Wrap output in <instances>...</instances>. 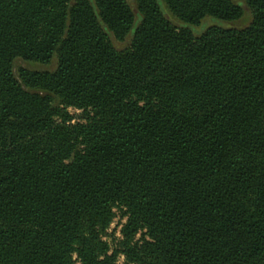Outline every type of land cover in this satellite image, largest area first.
Masks as SVG:
<instances>
[{"label": "trees", "instance_id": "1", "mask_svg": "<svg viewBox=\"0 0 264 264\" xmlns=\"http://www.w3.org/2000/svg\"><path fill=\"white\" fill-rule=\"evenodd\" d=\"M242 2L0 0V264H264V0Z\"/></svg>", "mask_w": 264, "mask_h": 264}, {"label": "rangeland", "instance_id": "2", "mask_svg": "<svg viewBox=\"0 0 264 264\" xmlns=\"http://www.w3.org/2000/svg\"><path fill=\"white\" fill-rule=\"evenodd\" d=\"M129 5L131 6V8L133 10H135V0H127ZM234 3H242V0H232ZM244 6V5H243ZM165 15L166 17L172 22L173 25H175L176 27H180L182 24L177 21L167 10H165ZM251 22V12L250 10L244 6V11H243V16L242 18H240L237 21H233V22H221V23H212L211 21H204L202 22V24L198 27H193V32L195 34H200L206 27H208L209 25L212 24H217L218 26H221L223 28H234V29H240V28H244L246 27L249 23ZM128 44V40H126L125 42H114V45L116 46V48L118 49H122L125 46H127ZM56 67V60L53 59L51 61V63L49 65H40V64H36V63H31V62H25L22 60H16L15 64H14V69L15 71L18 68H27L29 70H54ZM71 112L74 113L75 111L71 109ZM124 221L120 220L118 217L113 221V223L110 226V229L108 230V235L106 237V239H108V241H112V236L114 235L115 237H120V229L121 226L123 224ZM119 264H123L124 262V258L120 257L119 258Z\"/></svg>", "mask_w": 264, "mask_h": 264}]
</instances>
